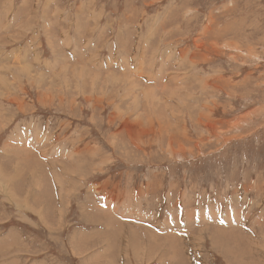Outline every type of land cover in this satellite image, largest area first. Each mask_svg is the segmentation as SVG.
Listing matches in <instances>:
<instances>
[{"label": "rangeland", "instance_id": "1", "mask_svg": "<svg viewBox=\"0 0 264 264\" xmlns=\"http://www.w3.org/2000/svg\"><path fill=\"white\" fill-rule=\"evenodd\" d=\"M0 264H264V0H0Z\"/></svg>", "mask_w": 264, "mask_h": 264}, {"label": "bare ground", "instance_id": "2", "mask_svg": "<svg viewBox=\"0 0 264 264\" xmlns=\"http://www.w3.org/2000/svg\"><path fill=\"white\" fill-rule=\"evenodd\" d=\"M5 44V43H4ZM65 71V70H64ZM47 101V100H46ZM129 135V134H128ZM110 159V158H109ZM131 212V211H130ZM146 242V241H145Z\"/></svg>", "mask_w": 264, "mask_h": 264}]
</instances>
